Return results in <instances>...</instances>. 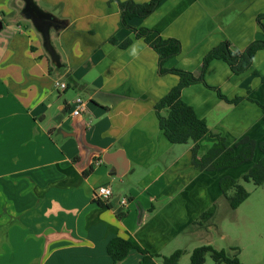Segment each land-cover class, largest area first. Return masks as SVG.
Listing matches in <instances>:
<instances>
[{"label":"crops","instance_id":"0c3cea01","mask_svg":"<svg viewBox=\"0 0 264 264\" xmlns=\"http://www.w3.org/2000/svg\"><path fill=\"white\" fill-rule=\"evenodd\" d=\"M35 1L63 20L52 37L64 67L51 63L40 33L23 17L24 2L0 0V20H9L0 35V264H112L107 244L116 236L161 253L203 233L197 224L203 212L231 208L221 179H241L262 154L235 168H196L193 144L171 143L160 126L155 105L180 80L162 70L195 71L225 40L239 50L264 40V0H162L127 26L122 3L151 0ZM145 27L177 39L181 52L161 63L134 31ZM205 81L243 100L231 104L205 84H192L181 98L198 117L228 146L244 137L263 141L264 49L238 75L225 61H211ZM79 97L86 102L85 142L101 150L84 167L72 135ZM214 142L206 136L200 153ZM105 185L113 197L99 204L93 195ZM124 197L127 207L120 205ZM141 259L132 250L118 264Z\"/></svg>","mask_w":264,"mask_h":264},{"label":"trees","instance_id":"16d2710c","mask_svg":"<svg viewBox=\"0 0 264 264\" xmlns=\"http://www.w3.org/2000/svg\"><path fill=\"white\" fill-rule=\"evenodd\" d=\"M161 2L162 0H151L142 5L134 2L122 3V7L126 9L123 15L124 21L122 25L127 26V20L134 16H149L158 8ZM263 19L264 14L259 17L261 28L264 31ZM134 31L138 37L144 38L158 52L161 63L181 52V43L177 39H164L158 30L145 27L139 30L134 29ZM129 44L130 40H127L122 46L125 47ZM262 49H264V40L252 42L245 50H239L229 40H225L205 55L201 66L195 71L163 69V73L177 75L180 80L155 105L160 126L169 141L173 144H193L192 162L196 168L203 171H219L235 168L246 162L253 161L256 151L260 150L262 154L261 158L254 163L241 179L226 176L220 181L223 195L229 200L230 207L233 210H236L250 196V193L241 184V181H252L257 186L264 184V140L257 142L256 140L244 137L237 142L235 147L228 146L225 138L220 133L211 130L206 121L198 117L193 107L182 100L181 93L184 88L192 84L203 83L207 87L216 90L219 97L224 101L231 104L239 103L243 100L242 97L234 99L228 98L219 88L210 86L205 81V73L211 61L217 59L225 61L235 74H241L251 67L255 55ZM206 136L214 138L215 142L202 155L200 153L202 149L201 143ZM239 146H243V149L237 152ZM75 161H78V159H75ZM88 173L87 170L84 171V174ZM97 202L99 204L104 203L101 201ZM215 211L216 206H211L201 214L199 220L207 221L211 219L214 217ZM132 250H137L142 254L141 264H156V258L161 256L159 253H152L139 244L121 236L112 238L107 244V252L112 259V264H118L125 260ZM231 250L236 251V253L231 255L227 250H219L211 245L199 246L193 250L189 264H204L206 262V256L209 254L215 264H243L238 257V248H231ZM182 254V250L175 251L169 257L164 258V264H178Z\"/></svg>","mask_w":264,"mask_h":264},{"label":"rangeland","instance_id":"374dc122","mask_svg":"<svg viewBox=\"0 0 264 264\" xmlns=\"http://www.w3.org/2000/svg\"><path fill=\"white\" fill-rule=\"evenodd\" d=\"M8 21L6 19L5 23ZM241 184L250 193L243 204L236 210L229 207L230 210L219 211L218 215L216 209L213 221L212 218L207 221L198 219L197 224L205 227L203 233L188 236L187 241L179 243V246L174 244L167 247L156 258L157 264H164V258L177 248L183 251L178 264H189L193 250L203 245L225 249L231 255L236 253L231 248L237 247L238 257L243 264H264V184L257 186L252 181H241ZM209 221L211 223L207 224ZM209 241L211 244H207ZM204 264H215L210 254L206 256Z\"/></svg>","mask_w":264,"mask_h":264},{"label":"water","instance_id":"95a60500","mask_svg":"<svg viewBox=\"0 0 264 264\" xmlns=\"http://www.w3.org/2000/svg\"><path fill=\"white\" fill-rule=\"evenodd\" d=\"M25 3V11H22L23 17L33 23L35 26V29L37 32L40 33L42 40H43V47L45 51L47 52L51 63L56 67L57 70H60L64 67V64L62 63L61 56L58 53L54 42L52 33L53 32H59L63 24V20L61 18L57 17L51 12H47L40 8V6L37 4L35 0H22ZM23 8V9H24ZM26 12V13H24ZM5 26L2 21H0V35L2 34ZM74 126L77 128V134H72L73 136L77 137V140L79 142V145L83 151L84 158L81 162V165L84 167L88 164L91 155L93 154H99L101 153V150L90 146L85 142L84 139V132L85 127L82 124L81 118L77 117L74 120Z\"/></svg>","mask_w":264,"mask_h":264},{"label":"built area","instance_id":"2783aa9c","mask_svg":"<svg viewBox=\"0 0 264 264\" xmlns=\"http://www.w3.org/2000/svg\"><path fill=\"white\" fill-rule=\"evenodd\" d=\"M57 87H59L62 90H65L67 88V84L65 82L57 81L56 83ZM85 100L83 98H77L75 101V106L72 111V116L74 118L80 117L82 118L84 109H85ZM94 200L95 201H101V202H108L113 197V190L110 186H100L98 187L94 192ZM129 199L124 197L120 200V205L122 207H127L129 204Z\"/></svg>","mask_w":264,"mask_h":264},{"label":"flooded vegetation","instance_id":"af4514ba","mask_svg":"<svg viewBox=\"0 0 264 264\" xmlns=\"http://www.w3.org/2000/svg\"><path fill=\"white\" fill-rule=\"evenodd\" d=\"M25 6V3H24V5H23V7ZM0 21H2L3 23H4V25H5V22L3 21V20H0Z\"/></svg>","mask_w":264,"mask_h":264}]
</instances>
